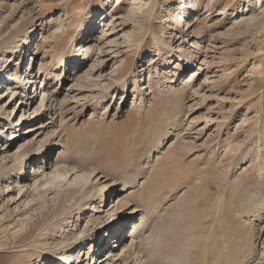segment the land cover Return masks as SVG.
<instances>
[{
    "label": "rangeland",
    "instance_id": "374dc122",
    "mask_svg": "<svg viewBox=\"0 0 264 264\" xmlns=\"http://www.w3.org/2000/svg\"><path fill=\"white\" fill-rule=\"evenodd\" d=\"M41 158L84 195L36 191ZM136 207L110 264H264V0H0V264H95Z\"/></svg>",
    "mask_w": 264,
    "mask_h": 264
},
{
    "label": "bare ground",
    "instance_id": "6f19581e",
    "mask_svg": "<svg viewBox=\"0 0 264 264\" xmlns=\"http://www.w3.org/2000/svg\"><path fill=\"white\" fill-rule=\"evenodd\" d=\"M193 2V1H191ZM187 9L190 8L189 5L186 6ZM90 24V23H89ZM88 24V25H89ZM217 30V29H216ZM220 32V31H219ZM218 33V31H217ZM222 34V33H221ZM219 36V35H218ZM22 55V54H21ZM88 56V55H87ZM33 59V58H32ZM153 61H157L156 60V57H153L152 58ZM87 60V59H85ZM171 61V60H170ZM81 62V61H80ZM79 62V63H80ZM72 61H68L65 65L67 66L68 64L72 65ZM76 63V62H75ZM84 63H81V66L83 65ZM30 68H31V62L29 64ZM8 68L7 66L1 71V74L2 72L5 71V69ZM29 68V69H30ZM9 75V80L12 79V77L10 76V74L8 73ZM191 75V79H193L194 77V74H189ZM26 83L21 87L22 89L25 88V91H24V98H28V101H30L31 103L34 102L35 98H36V94H35V91H30L31 88L34 89V87L36 86L37 83H41V88H40V96L41 97V102H40V107H37L35 109H33V114H37L39 113V111L42 110V113L41 115L47 113L48 115H51L52 113H57L58 109H59V105L62 104V102H58V98H57V94L54 93V90L52 91V89H50V86H49V83L46 81L45 78H43V73L41 71H34V70H29V72L25 75L24 77ZM186 79V78H185ZM191 79H188L186 80L185 82H183L185 85H191ZM2 80V79H1ZM19 80V79H18ZM14 82L12 83H8L9 85L10 84H13ZM182 83V84H183ZM188 83V84H187ZM29 84V85H28ZM29 87V94H28V91L26 90V88ZM10 89V87H9ZM26 106V105H25ZM28 107V106H27ZM29 110V109H28ZM60 110V109H59ZM27 112V111H26ZM28 114V112H27ZM23 115V114H22ZM26 115V114H25ZM31 116V115H30ZM38 118V117H37ZM51 118V123H53L52 127H54V122L52 120V117H49ZM13 123V122H12ZM33 130L34 128H27V130ZM26 132V131H25ZM18 132H14L13 133V138H18ZM41 153H37L36 155H39ZM20 156V155H19ZM21 156H23L21 154ZM37 157V156H36ZM42 159V158H41ZM45 159V158H44ZM44 159L41 160L40 162V165L38 166V171L37 172H40V177H38V175H35V183L33 184L34 185V189L36 191H41V190H49V188H53V187H56V184L54 182H61L60 186H63V187H66L65 190L69 193V192H74L75 194L76 193H81V195H84L85 193V190H84V186H87L88 184V180L84 183V186H81L80 187V190L77 189L76 186L73 187V184L74 182L76 181L77 183V180H79V177L75 176L73 179H71V176L69 177V173H64V175L58 173V172H54V170H51V172H46V168H52L54 166V164H52V162H48L49 165H43L44 163ZM43 167V169L40 171V168ZM48 168V169H49ZM35 172V170L33 171V173ZM35 174V173H34ZM33 174V175H34ZM50 177H53V180H48V178ZM22 180H23V183H24V187L27 185L28 187V182H29V177H21ZM18 181V180H17ZM30 186V185H29ZM31 187H33L31 185ZM134 187V183H126L125 185L119 187V189H117V191H115V193H112L113 195H110L111 197V200L113 202V205L111 208H114V207H117L120 205L121 203V198H123L126 194V192H128L129 190H131V188ZM29 188V187H28ZM70 188H74L75 190H70ZM133 190V189H132ZM121 195H123V197H121ZM74 197V196H73ZM139 210H141L140 208H135L133 210H130L127 212L128 216V220L130 218H134V225L133 227L131 228L130 230V233H128L127 235L126 234H123V232L125 231L124 228L125 226H127L125 224V221H123V223H118V224H115L118 228H116V230L113 232V235L114 237H112V239L114 238V242L115 244L114 245H111V242L110 244H108V242H106L107 240L103 239L104 241H102L101 243H99L97 246L99 248H96L95 246H90V250H92L91 252V257L94 258V256L96 255L95 253L97 252H101L103 253L105 250H107V257H101L99 256V260L95 262V264H110V262L113 261V263H115L117 260L119 259H123V257H127L129 255H133L134 253H140V249H141V246H142V238L141 235L144 236V234L148 233L149 231H147L149 228V225L147 224L146 222V218L145 216L142 214L140 215L138 218L139 219H136L139 213ZM113 228L110 227V230ZM124 230V231H123ZM123 231V232H122ZM147 231V232H146ZM111 232V231H109ZM126 232V231H125ZM112 233V232H111ZM150 235V234H149ZM110 236V235H109ZM146 237V235L144 236ZM143 237V238H144ZM141 239V240H140ZM145 239V238H144ZM149 239V238H148ZM146 241V240H145ZM144 243V242H143ZM3 244V243H2ZM1 246V244H0ZM115 246L117 247H122L121 249V252L117 253V256L119 255V259H116V255H115V251L116 249H113ZM2 247V246H1ZM95 247V248H94ZM1 249V248H0ZM84 249H86L84 247ZM83 252V248L79 251L78 254L82 253ZM104 252V253H106ZM124 252V253H123ZM142 252V251H141ZM74 253H71V254H64L62 256H59V261L57 262V264H74L72 261L75 260L74 258ZM97 253V254H99ZM88 254V253H87ZM116 256V257H115ZM136 256V255H135ZM40 257V256H39ZM81 259V261L84 260V255L82 257V255H77L76 258ZM81 257V258H80ZM110 258V259H109ZM98 259V258H97ZM43 260V259H42ZM42 260H39V263L42 262ZM86 260V259H85Z\"/></svg>",
    "mask_w": 264,
    "mask_h": 264
}]
</instances>
